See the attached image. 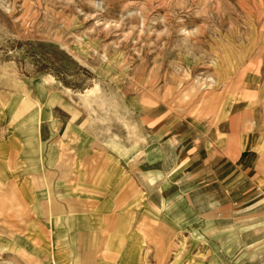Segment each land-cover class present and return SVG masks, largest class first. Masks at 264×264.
Masks as SVG:
<instances>
[{"label": "rangeland", "instance_id": "1", "mask_svg": "<svg viewBox=\"0 0 264 264\" xmlns=\"http://www.w3.org/2000/svg\"><path fill=\"white\" fill-rule=\"evenodd\" d=\"M96 84L113 104L81 99ZM39 105L61 106L49 139ZM228 107L264 124V0H0V264H264V159L237 224L154 202L139 171L138 120Z\"/></svg>", "mask_w": 264, "mask_h": 264}, {"label": "crops", "instance_id": "2", "mask_svg": "<svg viewBox=\"0 0 264 264\" xmlns=\"http://www.w3.org/2000/svg\"><path fill=\"white\" fill-rule=\"evenodd\" d=\"M35 86L41 95L45 93L42 82ZM197 89L194 86L192 90ZM100 90L98 84L87 88L80 93L81 99L85 103L113 104L112 98L105 94L101 96ZM49 98L51 105L60 101L56 97ZM57 107L61 108L55 105L42 112L39 105L31 111L34 116L24 121L34 134L41 132V136L49 139L50 131L56 125L51 121L52 115L61 118ZM246 110L245 107L241 110L244 115ZM236 116L237 113L228 107L225 117L211 124L194 123L185 117H174L167 111L149 116L147 123L138 120L136 126L143 130L148 142L146 159L140 162L139 171L145 174L146 190L154 202L156 199L166 201L176 194L183 195L196 215L231 211L227 217H232L233 224H237L234 212L238 210L234 209L245 204V200L259 190L255 167L257 161L264 159L261 151L264 124H252L251 120L240 124ZM67 124L77 126L78 123L69 121ZM66 212L60 208L57 212V233L73 219V214L66 215Z\"/></svg>", "mask_w": 264, "mask_h": 264}]
</instances>
